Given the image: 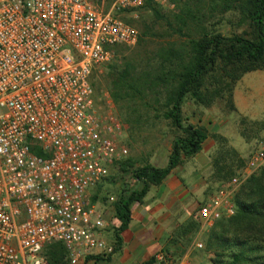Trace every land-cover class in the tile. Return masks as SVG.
Masks as SVG:
<instances>
[{
	"label": "built area",
	"instance_id": "1",
	"mask_svg": "<svg viewBox=\"0 0 264 264\" xmlns=\"http://www.w3.org/2000/svg\"><path fill=\"white\" fill-rule=\"evenodd\" d=\"M146 2L113 0L105 11L91 0H0V264H46L54 243L70 264L115 252L92 192L128 148L120 117L99 110L93 76L117 45L137 42L125 16ZM262 171L264 135L199 204L202 227L234 215L240 187ZM154 257L200 264L164 251Z\"/></svg>",
	"mask_w": 264,
	"mask_h": 264
},
{
	"label": "rangeland",
	"instance_id": "2",
	"mask_svg": "<svg viewBox=\"0 0 264 264\" xmlns=\"http://www.w3.org/2000/svg\"><path fill=\"white\" fill-rule=\"evenodd\" d=\"M91 1L105 11L113 3V0ZM176 4L173 0H166L157 4L158 14L150 7H143L135 15L125 16L139 30L137 42L118 46L111 60L97 69L93 76L99 110L103 114L114 113L120 117L125 128L123 143L128 148V154L113 166L107 179L92 192L95 200L104 208L107 224L112 226L116 218L114 204L119 194L135 185L134 169L163 162L168 150L172 149L175 137L180 134L172 127L170 120L162 117L170 84L156 78L162 75L172 80V66L178 59L169 54L171 47L185 54L188 50L186 37L174 31L178 24L176 14L179 12ZM219 28L224 32L229 30L224 21L218 25ZM115 71L128 73V79L135 87L133 92L130 91L128 100L116 102L113 99V92L118 90L113 76ZM214 76H208L203 86L204 102L188 94L182 105L184 122L202 128L212 146V166L209 172L204 170L202 177L209 195L241 169L264 135V69L246 73L231 87L225 79ZM237 89L240 112L234 101ZM105 92H108L107 97L104 96ZM248 180L239 189L240 197L249 187ZM260 181L264 185V175L260 176ZM201 201L195 203L190 216L177 227L175 237L169 242L171 247L164 252L173 258L189 255L200 264H210L215 260H222L220 263L226 264L230 261L233 248H214L217 254L208 249L207 240L214 225L202 227L197 214ZM225 234L237 237L231 232ZM199 242L203 243V248L197 247L196 243ZM45 255L46 264H54L48 250ZM154 256L152 258L155 260Z\"/></svg>",
	"mask_w": 264,
	"mask_h": 264
},
{
	"label": "trees",
	"instance_id": "3",
	"mask_svg": "<svg viewBox=\"0 0 264 264\" xmlns=\"http://www.w3.org/2000/svg\"><path fill=\"white\" fill-rule=\"evenodd\" d=\"M173 2L177 3L179 9L176 14L178 24L174 31L186 37L188 50L185 54L171 47L169 54L180 61L179 64L173 63L172 80L162 75L156 78L170 84L162 117L170 120L172 127L180 134H177L172 143L167 166L145 164L135 168V185L119 194L114 204L115 216L121 222L115 230V251L122 246L120 233L130 223L133 202H142L151 185L160 184L186 158L198 153L207 139L202 128L184 122L182 105L185 97L190 94L204 102L202 89L208 76L216 75V79H225L231 87L246 73L264 69V0ZM157 4L147 0L144 7H150L158 14ZM222 21L229 27L227 32L218 29ZM118 46L120 45L115 49ZM125 71L113 72L118 89L113 92L116 102L128 100L130 91L135 90ZM94 87L96 99L95 83ZM263 175L264 171L249 178V187L245 188L244 196L240 197L239 192L235 197L236 213L218 220L210 232L207 240L209 250H214L217 254L214 248H233L230 261L226 264H264V185L260 183V176ZM231 176L233 175L228 179ZM227 232L234 233L237 237H228L225 234ZM47 250L54 264H70L62 243L48 246L46 254ZM220 262L222 260H215L213 263L221 264Z\"/></svg>",
	"mask_w": 264,
	"mask_h": 264
},
{
	"label": "crops",
	"instance_id": "4",
	"mask_svg": "<svg viewBox=\"0 0 264 264\" xmlns=\"http://www.w3.org/2000/svg\"><path fill=\"white\" fill-rule=\"evenodd\" d=\"M237 91L238 89L235 90L234 101L240 112ZM211 148L210 141L203 142L198 153L186 158L160 184L151 185L142 202H133L130 223L120 233V249L109 257H88L81 264H158L152 258L153 255L171 247L169 242L175 237L177 227L190 216L196 202L205 201L209 196L202 177L204 170L212 166ZM171 150H168L165 160L155 166H167ZM190 163L192 166H189ZM112 224L113 226L107 224L104 235L109 243L115 244V229L121 222L115 218Z\"/></svg>",
	"mask_w": 264,
	"mask_h": 264
}]
</instances>
